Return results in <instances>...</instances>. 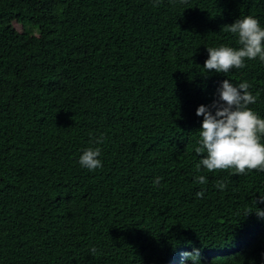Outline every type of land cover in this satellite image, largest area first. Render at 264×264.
<instances>
[{
    "label": "trees",
    "instance_id": "trees-1",
    "mask_svg": "<svg viewBox=\"0 0 264 264\" xmlns=\"http://www.w3.org/2000/svg\"><path fill=\"white\" fill-rule=\"evenodd\" d=\"M243 15L264 27V0H0V264H116L124 259L109 252L126 247L128 264L193 247L202 264H259L264 220L244 213L264 193V172L197 173L203 154L193 150L195 107L223 79L248 81L249 107L264 117L258 59L225 74L202 67L206 47L236 46L226 24ZM97 137L102 166L82 168L77 157ZM191 184L206 196L179 200ZM131 216L164 221L165 232L141 244L118 228Z\"/></svg>",
    "mask_w": 264,
    "mask_h": 264
},
{
    "label": "clouds",
    "instance_id": "clouds-1",
    "mask_svg": "<svg viewBox=\"0 0 264 264\" xmlns=\"http://www.w3.org/2000/svg\"><path fill=\"white\" fill-rule=\"evenodd\" d=\"M226 25L227 31L235 37L236 46L219 44L206 47L207 57L202 65L205 72L215 71L225 74L231 69L243 68L246 59H258L264 64V27L259 20L253 15H243ZM250 88L251 85L246 80L234 84L228 78L223 79L215 89L214 98L208 104L201 103L195 107V114L202 117L200 126L196 129L198 136L193 145L195 154H203L198 158L197 173L201 169L208 171L227 169L230 175L246 174L251 170L264 172V117L249 107L257 100V96L250 91ZM102 142V138L97 137L95 146L90 142V146L82 148L77 157V162L82 168L94 170L102 166L101 149L98 146ZM195 179L198 184L206 183L205 175H197ZM160 181L161 177L157 175L152 183L154 186H159ZM127 185L122 180L112 188H117L115 190L118 192ZM214 187L224 191L227 183L224 179H219ZM186 192L193 193L196 197L206 196L199 185L191 184L178 187V199L182 200V195ZM108 193L112 194L111 191ZM140 193L155 208V202L150 197L148 188L141 190ZM256 193H259L257 197L252 198V194L250 197L254 207H250L244 214L254 212L258 218L264 220V207L257 206L258 203L264 202V193ZM161 197L171 205L170 189ZM102 202L109 205L107 201ZM188 207H192L191 203H188L185 209ZM198 212L207 221L205 212L202 209H198ZM118 228H124L127 233L130 231V234H135L142 240L141 244L153 239L157 233L165 232L164 221L150 223L136 216L121 221ZM262 234L264 228L258 229L256 235ZM189 249L190 251L177 253L176 258L172 256L162 258V264H202L200 249L196 247ZM89 251L95 254L96 248L92 247ZM130 252L127 247L116 248L109 252V255L111 258L124 259L118 260L116 264H128L130 263L128 261L132 260ZM260 257L259 264H264V251L260 253Z\"/></svg>",
    "mask_w": 264,
    "mask_h": 264
},
{
    "label": "rangeland",
    "instance_id": "rangeland-1",
    "mask_svg": "<svg viewBox=\"0 0 264 264\" xmlns=\"http://www.w3.org/2000/svg\"><path fill=\"white\" fill-rule=\"evenodd\" d=\"M14 25H15L16 29H17L19 32H22V31H23L22 26H21L20 24L14 22Z\"/></svg>",
    "mask_w": 264,
    "mask_h": 264
}]
</instances>
